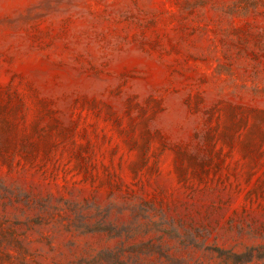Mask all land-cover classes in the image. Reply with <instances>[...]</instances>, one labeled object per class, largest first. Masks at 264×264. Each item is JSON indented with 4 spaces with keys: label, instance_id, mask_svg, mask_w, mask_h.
I'll use <instances>...</instances> for the list:
<instances>
[{
    "label": "rangeland",
    "instance_id": "1",
    "mask_svg": "<svg viewBox=\"0 0 264 264\" xmlns=\"http://www.w3.org/2000/svg\"><path fill=\"white\" fill-rule=\"evenodd\" d=\"M0 264H264V0H0Z\"/></svg>",
    "mask_w": 264,
    "mask_h": 264
}]
</instances>
